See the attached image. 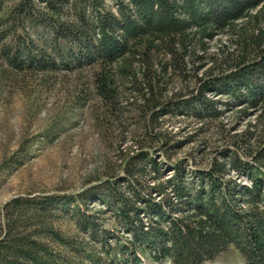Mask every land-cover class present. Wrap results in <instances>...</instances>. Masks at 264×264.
Instances as JSON below:
<instances>
[{
    "label": "trees",
    "instance_id": "trees-1",
    "mask_svg": "<svg viewBox=\"0 0 264 264\" xmlns=\"http://www.w3.org/2000/svg\"><path fill=\"white\" fill-rule=\"evenodd\" d=\"M63 2L70 4L46 0V7L59 19L54 38L70 46L74 68L109 65L99 66L95 78L99 97L116 102L117 82L127 80L150 131L125 156L120 177L76 195L8 202L0 264H114L118 256L140 264L137 250L156 262L202 264L229 246L246 264H264V139L253 150L257 132L247 131L197 169L187 160L171 162L184 143L163 130L191 121L209 131L240 107V119L259 112L255 126L264 137V15L251 17L264 0H75L76 12L66 16ZM249 18L258 29L255 35L238 29L239 50L210 53L214 39ZM24 51L30 63H54L41 51L38 60ZM126 58L139 66H111ZM117 69L120 75L111 76ZM96 204L115 217L129 243H109L116 237L89 214Z\"/></svg>",
    "mask_w": 264,
    "mask_h": 264
},
{
    "label": "rangeland",
    "instance_id": "rangeland-1",
    "mask_svg": "<svg viewBox=\"0 0 264 264\" xmlns=\"http://www.w3.org/2000/svg\"><path fill=\"white\" fill-rule=\"evenodd\" d=\"M69 1L66 6L62 3L64 16L67 10L70 14L76 12L71 5L75 0ZM259 10L251 12V17L259 12L262 18L264 9ZM58 21L54 11L47 9L46 0H0V228L5 219L4 207L14 198L76 195L114 176L120 177L125 156L150 131L148 119L132 97L127 80L117 82L120 96L116 102L99 97L95 78L100 73L99 66L109 65L74 68L68 55L70 46L54 38L53 25ZM237 26L233 32L214 39L210 53L239 50L244 37L238 29L246 27L249 35H255L258 29L252 27L250 18ZM25 48L34 51L32 58L36 60L41 51L54 61L53 65L30 63ZM111 66L139 65L126 58ZM119 70L111 72V76L117 78ZM240 109L229 110L209 131H198L201 124L191 121L164 127L163 130L176 134L175 140L184 143L171 162L187 160L192 168L206 169L218 158L221 148L247 131L257 132L251 146L253 150L260 148L264 137L258 133L260 126H255L259 112L251 111L248 118L240 119ZM172 174L169 172L168 176ZM230 178L249 184L234 173ZM90 212L98 216L103 230L116 237L109 238L110 244L122 247L129 243V235L103 205L91 206ZM65 224V228L71 227V223ZM142 252L137 250L140 264H173L169 259L156 262L149 252ZM113 262L124 264L119 256ZM202 264L246 262L229 246Z\"/></svg>",
    "mask_w": 264,
    "mask_h": 264
}]
</instances>
